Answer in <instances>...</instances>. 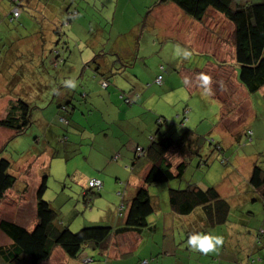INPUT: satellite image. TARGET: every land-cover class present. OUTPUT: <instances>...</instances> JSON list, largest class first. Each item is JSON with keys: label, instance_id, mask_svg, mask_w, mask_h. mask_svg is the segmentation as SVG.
<instances>
[{"label": "rangeland", "instance_id": "rangeland-1", "mask_svg": "<svg viewBox=\"0 0 264 264\" xmlns=\"http://www.w3.org/2000/svg\"><path fill=\"white\" fill-rule=\"evenodd\" d=\"M157 1L22 0L21 17L10 24L7 14L11 0H0V61L5 58L6 55L1 54L7 49L19 51L5 65L6 72L13 68L19 73L10 74L11 85L16 87L0 84V118L6 116L10 103L16 98L32 106L31 126L25 133L13 137L14 132L0 128V147L6 142L1 157L11 163L9 172L16 179L0 205V220H10L32 229L37 220L35 193L39 184L36 182L46 175L47 190L43 200L50 203L60 221L69 222L67 227L72 232L88 226H112L110 220H117L118 214L117 189L106 184L101 193L92 191V194L84 195L87 179L98 176L113 184L115 177L129 180L127 198L133 196L134 181L138 182L137 172L141 168L130 171L126 166H131L134 161L133 153H130L132 148L147 134L131 136L135 133L132 127H137V123L131 122V133L121 134L122 142L127 144L123 150L117 149L120 160L112 161L111 157L117 152L112 151L114 141L115 148L118 146L114 139L118 137V132L114 135V127L118 126L115 119L127 112L132 115L131 108L124 105L119 96L122 91L130 92L133 83L144 93V84H149L152 77L160 74L162 78H170L166 86L148 87L145 92L153 93L136 105L152 113L157 107L169 111L168 117L155 112L168 120L178 119L186 109L185 127L193 129L201 138L199 156L186 158L182 180L170 182L169 186L184 188L187 183H194L200 187H214L229 202L230 212L224 225L213 228L205 220L199 221L196 215L199 211L166 219L165 213H169L166 185L150 187L153 201L159 204V210L151 219L160 222L159 231L150 235L144 230L145 241L140 249H133L132 254L121 257L123 264L133 262L147 239L153 236L158 245L150 239L154 244L152 248L162 252L152 256L153 260H170L162 259L161 264H172L170 257L175 260L173 264H264V238L256 242L253 239L257 231L264 229V201L248 183L253 163L264 169V89L248 95L235 80L233 48L227 40L232 28L226 20H223L225 27L221 28L224 38L212 40L219 52L216 60L222 65L206 67L214 62V58L207 50L200 52L195 48L194 42L198 39L193 32L196 28L190 25L187 28L191 18L173 5H157ZM67 12L73 13L70 22H67ZM113 13L115 18L112 20ZM189 34L192 38L186 37ZM107 37L119 39L123 44L118 51L126 67L122 74L110 75L109 88L102 89L99 75L93 76L94 72L89 68L82 71L83 66L75 70L74 63L76 57L90 60L95 55L93 52L108 42ZM177 46L191 55H176ZM51 49L62 51L59 58L64 63H59L58 67L50 63L55 58ZM115 65L121 67L120 62ZM65 68L66 71L68 68V74H63ZM185 76L188 87L181 79ZM204 76L210 78L208 84L204 83ZM62 85L67 88L63 90ZM155 90L161 94H156ZM65 91L74 92L72 104L75 110L69 111L71 116H66L68 123L57 116L56 110L60 98L67 95ZM136 105L133 108H137ZM114 112L117 113L115 116ZM145 120L147 118L141 121L144 126ZM247 132L252 134L249 142ZM209 139L219 144L221 150L216 148L215 151L208 144ZM222 159L227 162H221ZM195 232L211 233L219 237L221 243L207 253L195 250L188 244L189 236ZM164 241L165 250H161ZM8 242L0 232V245ZM108 245L109 254L114 256L135 244L131 237H113ZM84 253L93 254L94 260L89 263L81 257L80 263L110 264V258L99 257V253L89 247ZM60 261L56 253L46 264H60Z\"/></svg>", "mask_w": 264, "mask_h": 264}, {"label": "trees", "instance_id": "trees-1", "mask_svg": "<svg viewBox=\"0 0 264 264\" xmlns=\"http://www.w3.org/2000/svg\"><path fill=\"white\" fill-rule=\"evenodd\" d=\"M157 2H159L157 5L167 4L175 6L179 11L196 22L207 20L205 18L211 12L220 15L232 28L229 34L230 37L227 40L231 48H233L234 65H237L236 68H238L236 69L237 82L246 90L248 95L255 94L264 89V0H159ZM11 4V9L7 14V21L10 24L16 22L21 17L23 11L22 0H11ZM16 9L17 14L14 12ZM75 12L78 14L77 11ZM72 15L73 13L67 12V22H70V19L73 18ZM114 18L115 13L112 14V20ZM221 28L223 29L224 26H221ZM106 40L108 42L106 41L105 45L101 46L96 52L94 51L95 55L90 60L76 57V63H74L75 70L83 66L82 71L85 68H89V70L94 72L93 76L99 75L101 77L100 86L102 89L109 88L110 75L116 73L122 74L124 71L123 67H126L125 62L121 61L123 58H121V53L118 51L120 47H123L121 41H118V39L114 40V38L111 40L109 37ZM227 40L225 41L227 42ZM115 41L120 42L122 46H118L119 43L115 44ZM15 49L9 48L4 54H1L6 56L0 61V84L6 87H16V85H11L10 74L19 73V71L13 70V68L10 69V72H6L5 70L6 62L9 61L10 57L19 53ZM51 53L55 57L54 61L50 62L53 64L52 66L58 67L59 63H64V60L59 58L62 51L57 49L53 52L51 49ZM106 56L110 59L108 58L109 60H107ZM213 58L214 62L212 63L215 64L217 60L215 56ZM116 62H120L121 67L116 66ZM47 71L49 72L48 69ZM63 74H68V68L67 71L66 68L64 69ZM15 77L13 78L14 81ZM158 77L161 78L159 83L157 81ZM64 79H66L65 75L63 82ZM134 82L139 83L138 81ZM162 82V76L157 74L152 77L149 84H144L142 89H144L145 93L148 87L152 85L157 87L162 86ZM133 84L129 89L131 93L129 91L127 93L122 91L119 96L122 103L131 108L132 115H129L130 117L136 115V108L133 107L141 103L139 101L144 96V93L138 90L141 87L135 85L136 83ZM63 85L60 88L65 90L67 86ZM73 93H67V95L65 94V98H60L56 107L57 116L60 115L61 119L66 123H68L66 116H71V113L75 110L72 104L74 99ZM136 106L137 108H141V110H145L142 111L143 113L149 112V110L140 105ZM31 110L32 106L24 100L20 98L14 99L9 105L6 116L0 118V128L14 132L11 135L13 137L25 133L31 126ZM69 111H71L70 114ZM185 114H187L186 109L183 110L178 119L172 120L157 115L155 128L146 130L143 133L147 134V137H145L146 143L136 144L132 148V152L130 153H133L132 157L134 161L132 160L131 166L127 165L126 167L130 171H133L136 167L141 168V171L137 172L138 180L141 183L135 189L133 196L127 198L129 182L125 183L115 177L117 185L116 197H118L120 203L117 206L116 223L114 222L112 226H88L82 227L77 232H72L67 227L70 226L69 222L64 223L60 221L50 203L43 200V195L47 190V177L46 175L42 176L35 193L37 220L32 229L15 224L10 220H0V232L9 241L4 245H0V264H40L48 261L53 251L57 248L61 249L69 259L80 258L88 247L92 251H97L99 257H104L102 253L109 250L108 244L111 238L123 234L133 233L143 237L145 241V237L142 235L143 231L148 230L150 235H153L160 224V222L156 220L152 221L151 219L152 214L159 210V204L153 201L149 189L157 185H166L167 207L170 214L189 216L199 211V214H196L199 221L205 220L211 228L217 225H224L228 220L230 204L221 196L216 188L211 186L200 187L194 183H187L184 188H172L169 186L170 182H180L182 180L187 167L186 158L193 155L199 156L198 144L201 138L193 129L185 127V120L187 121ZM11 136L6 141H9ZM251 136L252 134L247 132L248 142L251 141ZM238 138L240 139V135ZM63 139L64 137L61 138V141ZM197 140L198 143L196 144ZM207 142L214 147L215 151L216 148H220L221 150L219 144L213 140L209 139ZM5 146L6 142L0 147V205L16 181L14 176L9 172L11 163L4 157H1ZM116 151L111 159L118 162L121 155L118 150ZM225 161L226 159H222L221 162L225 163ZM92 180H98L100 185L91 186ZM108 183L109 181H107ZM248 183L250 188L264 201V169L257 165V163H253ZM86 186L87 191L84 195H87L86 193L92 194V191L99 194L106 185L104 186L102 179L90 177L87 179ZM122 218L123 220H121ZM153 237L147 239L146 245L151 246L152 241L150 239L156 240ZM261 238H264V229L262 228L257 231L253 239L256 242ZM143 250L146 249L143 248L140 255L144 252ZM86 259L89 260L88 262H93L94 260L93 258ZM104 259L106 260L108 257L105 256ZM153 259L154 257L148 254L147 258L139 259L137 264H143V262L146 264L155 263ZM101 261L99 260V262Z\"/></svg>", "mask_w": 264, "mask_h": 264}, {"label": "crops", "instance_id": "crops-1", "mask_svg": "<svg viewBox=\"0 0 264 264\" xmlns=\"http://www.w3.org/2000/svg\"><path fill=\"white\" fill-rule=\"evenodd\" d=\"M173 14V13H172ZM205 19H207V20H204L203 22H196V21H194V20H189V22H188V25H187V28L189 27V25L190 26H192L193 27V29H195L196 28V30H195V32H193V34H195V37H196V39H198V42L195 40V42H194V46H195V48L198 50V51H200V52H204V50H207V54H211L212 56H216L217 54H219V52H216V44L212 41V40H217V38L220 40L221 38H223V36H222V34H221V26H224L225 27V25L223 24V20L224 19H222V17L220 16V15H218V14H215V13H213V12H211L210 14H209V16L207 17V18H205ZM222 20V22H220ZM225 21V20H224ZM72 28H73V26H72ZM92 31H93V29H92ZM186 31H189L188 29H186ZM90 34L91 33H89L88 35H87V39H89L90 38ZM186 37H190V38H192V36H190V34H189V36H186ZM118 41H119V39H118ZM118 41H115V44H117V43H119L118 44V46H122V44L120 43V42H118ZM114 44V45H115ZM191 44H192V42H191ZM87 45H88V43H87ZM113 45V46H114ZM193 45V44H192ZM99 48V47H98ZM101 48V47H100ZM99 48V49H100ZM104 48V47H103ZM102 50V49H101ZM113 50V49H112ZM217 51H219V50H217ZM219 63V64H218ZM208 65H214V66H221L222 64L220 63V61H216V63L214 64V63H208L207 65H206V67L208 66ZM234 69H235V76H234V78H235V80L237 81V79H236V76H237V73H236V66L234 65ZM169 74V73H168ZM167 74V75H168ZM188 77H182L181 79H183L184 80V82H185V86L186 87H188V84H187V81H186V79H187ZM165 78L163 77V82H162V86L161 87H163V86H166V82L168 83V81H169V79L170 78H168V79H165ZM182 81V80H181ZM151 93H153V92H151L150 90L149 91H147V92H145L144 93V96H143V98H141V100L139 101V102H144V101H146V98H148V96L151 94ZM155 93L156 94H161V91H159V90H155ZM155 110H154V112L152 113V112H147L146 113V116L144 117L143 116V114H145V113H143L142 111H145V110H141V108H136V111L135 112H137L136 113V115L135 116H132V117H130L128 114L129 113H127V114H124V116L123 117H120V118H117V119H115V122L117 123V127L115 126L114 127V135L118 132V137H115L114 139H116L117 141H118V146L115 148V146H116V142L114 141V144H113V149H112V151H115V150H117V149H119V148H122V150L125 148V143H123L122 141V136H121V134L122 133H131L130 131H129V127H131V122H133V123H137V127H138V125H139V127L137 128V127H132V128H134V132L135 133H132L131 134V136H135V135H141V136H143L144 134V132L146 131V130H151V129H154L155 128V120H156V118H157V114L155 113V112H160V113H162L161 115H164V116H166V117H168V115L169 114H171V112H169V111H162V110H159V108L157 107V108H154ZM159 113V114H160ZM115 114H117L116 112H114V114H113V116H115ZM142 118H147V120H145V126L143 125V123L141 122L142 121ZM105 125V124H104ZM143 127V128H142ZM141 130V131H140ZM143 134V135H142ZM127 136V135H126ZM105 137H108V136H106L105 135ZM129 141H131V140H129ZM128 141V142H129ZM145 141H147L145 138H143L142 140H141V144H143V143H145ZM123 145V146H122ZM128 146H131L130 145V143H128ZM127 149H131V148H127ZM127 163H125V165H126ZM93 177H96V178H99V179H102L101 177H98V176H93ZM42 178V177H41ZM41 178H40V180L39 181H37L36 183H38V184H40V181H41ZM103 181H104V186L107 184V181L106 180H104V179H102ZM125 183H128V185L130 184V181L129 180H127V181H124ZM131 183H133V181H131ZM134 183H136L134 186L133 185H131V186H133V188H137L139 185H140V180H138V182H137V180H135L134 181ZM37 184V185H38ZM108 184H111L114 188H117L116 186V182L113 184V183H111L110 181H109V183ZM35 187V186H34ZM38 187V186H37ZM37 187H36V189H37ZM115 197V196H114ZM115 202H117V203H120V201H119V199H118V197H115ZM118 205V204H117ZM166 216V219H171V217H172V219H174L175 217V215H173L172 213L170 214V213H168V214H165ZM116 219V218H115ZM171 219V220H172ZM111 221V223L112 224H114V222L116 223V220H114V219H112V220H110ZM164 224H165V222H164ZM157 230H158V228H157ZM156 230V231H157ZM173 235H174V232H173ZM119 237H128V238H130L131 237V239H133L134 240V246L133 247H130V249L128 250V251H125V252H122L120 255H112V254H109V250L107 251V252H105V253H102V255H104V256H107L108 257V259H109V262H110V264H116V262L118 263V264H123L124 262L121 260V257L123 256H125V255H127V254H132V251L131 250H136V249H140V246L143 244V242H144V240H143V237H140V236H138V235H136V234H133V233H130V234H123V235H120V236H118V238ZM155 238V237H154ZM158 239H159V242H160V238L158 237ZM174 240H175V238H174ZM131 241V240H130ZM153 241H156L155 239H153ZM155 244H157L158 245V242L156 241V242H154ZM166 244V242L164 241L163 243H162V249L161 250H165L163 247H164V245ZM154 244H151V246H149L148 244L147 245H145V249L147 250H144V252H142V254L140 255V257L138 258H134V259H132L133 260V262H129L128 264H137V262H138V260L139 259H142V258H147V256H148V254L150 255V256H154V255H160V254H162V252H158V251H156L155 250V248H152V246H153ZM161 245V244H160ZM170 246V245H169ZM58 249V248H57ZM57 249H55L54 251H53V254H52V256H51V258L50 259H52L53 258V256L54 255H56V253H58V258L61 260L60 262V264H83L82 262L80 263L79 261H78V259H80L81 257L82 258H94V255L93 254H90V253H83L81 256H80V258H78V259H69L63 252H57L58 250ZM165 252H167V251H165ZM138 254V253H137ZM89 256V257H88ZM49 259V260H50ZM162 259H165L166 261H169L170 262V260H169V258H161L160 260H159V263H154V262H152L151 264H161V260ZM170 259H171V263L173 264L174 262H175V260H172V259H174V258H171L170 257ZM176 259V258H175ZM49 260L47 261V262H49ZM47 262H42V263H40V264H46ZM156 262V261H155ZM89 263H91V262H89ZM89 263H87V264H89ZM108 264V263H107Z\"/></svg>", "mask_w": 264, "mask_h": 264}, {"label": "clouds", "instance_id": "clouds-1", "mask_svg": "<svg viewBox=\"0 0 264 264\" xmlns=\"http://www.w3.org/2000/svg\"><path fill=\"white\" fill-rule=\"evenodd\" d=\"M176 55H182L183 57H189L191 55L187 50L181 49L179 46L176 48ZM210 78L207 76L203 77L205 84L209 83ZM75 86L74 84L72 85ZM221 243V239L211 233H199L195 232L188 238V244L191 248L207 253L212 251Z\"/></svg>", "mask_w": 264, "mask_h": 264}, {"label": "built area", "instance_id": "built-area-1", "mask_svg": "<svg viewBox=\"0 0 264 264\" xmlns=\"http://www.w3.org/2000/svg\"><path fill=\"white\" fill-rule=\"evenodd\" d=\"M14 12H15V14H17V9L14 10ZM160 80H161V78L158 77V78H157L158 83L160 82ZM90 184H91V186H99V185H100V182H99L98 180H92V182H91ZM88 261H89V260H88ZM143 264H146V263L143 262Z\"/></svg>", "mask_w": 264, "mask_h": 264}]
</instances>
